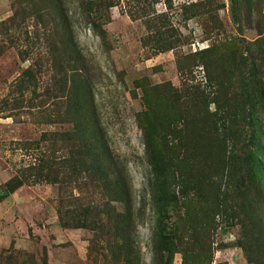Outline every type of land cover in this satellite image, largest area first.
I'll use <instances>...</instances> for the list:
<instances>
[{
  "label": "rangeland",
  "instance_id": "obj_1",
  "mask_svg": "<svg viewBox=\"0 0 264 264\" xmlns=\"http://www.w3.org/2000/svg\"><path fill=\"white\" fill-rule=\"evenodd\" d=\"M94 1L0 0V264H264V139L221 128L264 0ZM143 130L171 152L163 220Z\"/></svg>",
  "mask_w": 264,
  "mask_h": 264
},
{
  "label": "trees",
  "instance_id": "obj_2",
  "mask_svg": "<svg viewBox=\"0 0 264 264\" xmlns=\"http://www.w3.org/2000/svg\"><path fill=\"white\" fill-rule=\"evenodd\" d=\"M88 4L95 6V10L93 11H96L97 8H101L99 6L106 9L114 6L109 0H96L94 2H89ZM125 13L129 18L134 20L143 19V23L145 24L149 35H152V37L155 38V40L152 41V48L155 51L158 52L173 48L175 40L171 39L172 34L168 33V31H160V29L163 28L160 22H158V27L154 24L157 16L153 15V11L149 10V7L140 6L139 3H137ZM97 29L102 33L99 27ZM256 61L259 65L256 64L255 61H252V58L248 62L242 57L238 58V65L243 70L242 73L246 76V81L242 85L241 91L243 96L238 103L234 104V109L238 111L241 117L238 121L234 122L236 117L228 116L226 117L228 119L225 120L226 125L221 126L223 134L227 137L226 145L230 143L232 136H243L240 150L245 152L246 157H252L251 152L245 150L247 149V145H252L251 141L254 142L255 140L258 142L260 138L264 139V73L260 69V65L262 66L264 62L259 58L256 59ZM247 114L250 116L249 118L247 117ZM245 121H247V124H244ZM142 133L145 152L153 177V202L157 216L160 220H163L167 217L168 208L174 203L171 191V180L166 172V166L169 157H171V152L169 148H166L165 143L159 138L157 144L154 145L151 141L152 139L148 130H143ZM245 136L247 137L246 140ZM245 141L249 144H246ZM254 162L257 165L263 166L261 160L257 156H254ZM17 185L19 184L15 183L14 186H9V190ZM159 224L165 227V224H162V222H159Z\"/></svg>",
  "mask_w": 264,
  "mask_h": 264
}]
</instances>
